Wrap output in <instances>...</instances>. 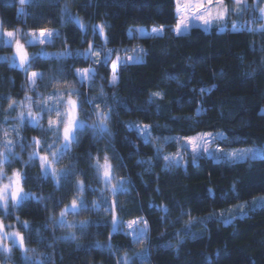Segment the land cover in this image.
I'll return each instance as SVG.
<instances>
[{
    "label": "trees",
    "instance_id": "1",
    "mask_svg": "<svg viewBox=\"0 0 264 264\" xmlns=\"http://www.w3.org/2000/svg\"><path fill=\"white\" fill-rule=\"evenodd\" d=\"M248 2L251 9L253 0ZM66 3L68 14L78 16L88 28L87 42L76 24L62 22L65 19L62 10ZM172 4L173 0H28L20 5L19 0H0V23L4 25L2 31H14L21 37L40 29L62 34L59 38H53V44L27 46L30 57L41 52L53 54L50 57H38L39 62L34 63L28 72L29 76L31 72L43 73L42 84L37 81L40 85L37 88L39 93L47 95L55 91L64 92L69 90V86H75L76 91L84 93L79 98L81 100H99L101 106L104 101L112 104L113 97L120 101L119 124L116 117L109 124L115 134L114 142L110 144L106 137L98 144H93L92 133L86 131L79 148H73L71 156L63 159L57 165V170L74 166L77 171L88 174L87 184L102 189L103 185L93 178V169L89 167L85 153L91 151L95 157L98 148L101 150L99 155L103 157L104 149H109L107 155L111 159L114 149L126 164V167H119L118 160H111L113 167L118 168L114 173L116 179L131 178L134 184L130 196H120V207L124 210L120 214L121 218L127 221L143 217L151 226L149 238L139 244L132 243L131 246V235L112 233L114 238L110 243L115 255L110 256L107 252L91 247L97 243H109L110 229L106 226L102 225L99 229L92 227L81 237L76 228L61 229L50 220V217L59 220V213L65 205L70 204L74 192L56 191L52 183L38 185L30 181L24 186L25 192L44 197V203L37 206L35 201H29L27 207L5 221V224L17 229L20 224L14 217L18 216L21 222L29 223L33 231L25 232L24 235L26 241L31 236L32 242L26 246L36 249L30 255L39 259L50 257L51 264H116L117 257L123 256L125 252L134 258L136 253L144 252L150 264H208L206 256L212 258V264H264V207L256 206L249 211L251 206L248 205L243 217L233 215L230 211L236 205L246 202L250 204L264 196V163L260 162L264 156L255 163L241 162L237 165L218 164L212 159L201 158L196 167L191 166V160L186 156V171L173 169L165 173L162 160L151 171H145L144 166H137L138 159L151 158L157 146L163 148L164 154L177 152L178 146L164 147L155 142L152 147L143 146L135 129L123 127L129 122L159 125V129L153 132L154 136L183 137L186 134L212 131L223 132L230 140L233 136L245 138L243 141L232 140L226 143L230 149L264 145V34L246 30L233 32L232 23L228 22L227 32L195 27L187 37H177L172 31H166L162 38L140 37L136 27H174ZM258 15V12L250 10L244 15L232 16L230 20L237 25H244L245 29L259 28L261 24L256 20ZM104 24L110 26L105 28L109 42L102 49L103 37L98 36L94 40L91 29ZM129 30H132L131 35ZM5 42V36L0 35V97L23 101L26 94H34L22 90V86H27L25 73L11 62L14 48ZM93 42L95 50H115L122 57L131 56L137 48H143L147 55L142 63L128 62V66L120 70V83L112 88L107 83L111 78L110 64L107 68L101 67L85 61L83 57L58 61L54 55L65 50L73 54L77 51L85 52L89 43ZM10 64L13 66L10 67ZM93 67L98 69L95 83L91 87L87 83L83 87L78 85L77 78L71 73L76 69ZM61 70H66L68 75L60 77ZM170 76L177 79H170ZM53 77L64 82L53 84ZM212 85L216 87L210 95L200 94L201 88H212ZM101 88L104 90L103 95ZM155 92L161 93L163 97L156 98L159 111L156 105L150 106L147 103L149 96ZM176 100L182 103L177 105ZM198 106H202L206 112L199 116L198 122H194ZM8 107L7 100H0V122L8 117L12 121L8 127H18L14 120L17 113L9 115ZM84 112L92 116L86 123H94L92 108L85 104ZM188 117L194 118L193 121L186 119ZM80 119L85 120V116L81 115ZM190 124L194 131L189 128ZM44 126L47 127L46 121ZM39 135L35 130L21 132L26 144ZM9 138H14L11 133ZM0 139H3L2 125ZM42 139L45 143H51L54 137L48 133ZM129 141L139 146V157L130 155L133 150ZM15 151L21 160L5 169L7 175L11 176L13 171L19 170L31 178L39 177L42 170L38 164L25 166L32 148L21 152L17 147ZM233 185L240 198L230 196L223 199V194L229 193ZM209 189L215 194L213 197H209ZM105 195L111 198L110 193L105 192ZM49 196L51 199H47ZM98 198V195H87V203L91 205ZM57 201H60L59 207L56 206ZM45 205L47 210H44ZM163 207L169 208V212L162 222L165 214L159 209ZM243 208L246 211L245 206ZM181 212L190 215L181 216ZM213 214L216 218L208 220ZM66 220L79 224L81 221H110L111 217L85 212L80 215L69 214ZM190 222L194 225L191 231L195 238L184 237L183 243H180L175 233L183 232ZM37 229L40 230L39 236L36 235ZM73 232L81 238L65 242L63 238ZM36 240H40V243ZM166 244L178 245V253L174 248L163 247ZM77 245L81 246L79 250ZM0 264H23L20 252H13L9 261L0 256ZM140 264H146L145 259L140 258Z\"/></svg>",
    "mask_w": 264,
    "mask_h": 264
},
{
    "label": "snow or ice",
    "instance_id": "2",
    "mask_svg": "<svg viewBox=\"0 0 264 264\" xmlns=\"http://www.w3.org/2000/svg\"><path fill=\"white\" fill-rule=\"evenodd\" d=\"M28 0H19L20 5H24ZM229 4L231 7H229ZM172 6L174 7V27L171 29H165L163 25L159 28L153 26L150 33L144 29H137L141 35H151L153 38H162L166 31H172L177 37H187L190 35L193 24L200 22L199 26L204 30H209L212 27L213 21H224L225 27L223 32L229 31L227 23H232L231 31L244 32L245 30L250 33L260 32L264 34V0H253V6L250 9L248 0H173ZM68 5L65 4L62 14L65 19L62 22H72L78 26V30L84 34L85 42H87L86 33L88 28L78 18L67 12ZM258 12L259 15L256 20L260 22L259 28H247L244 25H237L232 22L230 18L235 15H244L248 11ZM107 24L100 26H93L92 33L94 40L96 37H103L102 49L105 48L109 42L108 37L105 35V28H109ZM4 28L3 23H0V35L9 37L11 40L16 39V33L14 31H2ZM129 34H132V30H129ZM32 39L28 41L31 45H44L53 44V38H59L62 34L59 32H53L47 29H40L39 36L35 31L27 33ZM16 55L19 58L18 67L21 68L26 76V87L22 86V90L26 93L32 92L34 95H25L23 101H16L11 97H0V100L8 101V112L17 113L14 117L18 127L9 128L8 125L12 123L8 117L5 118L2 125L3 139H0V256L4 257L5 261H9L13 252L19 251L23 264H51V258L39 259L30 255L34 254L36 249H29L26 244L32 242L31 236L26 241L25 232L31 233L33 229L30 227L27 221L21 222L19 217H14L16 222L20 224V228L17 229L12 225L5 224V221L13 218L14 213L22 211L24 207L28 206L29 201H35L39 206L45 201L44 197L34 196L30 192H25L24 186L30 181L42 185L45 182L52 183L54 190L61 192H74L73 199L70 204L65 205L64 209L59 213V220L54 217H50L54 225L58 228L73 229L76 228L81 237L87 234V230L95 227L99 229L102 225L110 229L109 231V243L107 245H101L97 243L94 246L100 249L102 252L109 253L110 256L115 255L113 246L110 241L114 238L112 233H123L125 236H132V243L139 244L149 238L151 232V226L149 222L143 217H137L135 219L127 220L121 218L123 209L120 207V196H130L131 191L134 190V184L131 178L125 180L123 178L117 180L114 173L118 171V168H114L111 160H118L119 167H126L122 157H118L113 149V155L110 157L107 155L109 149H104V155H99L100 149H96L97 155L92 156L91 151L85 153V157L89 167L93 169V178L101 185L102 189L94 188L87 184L89 179L87 173L77 171L75 167L57 170V165L65 158L71 156L73 148H79L81 144V138L86 131L92 133L93 144H98L101 139L108 138L110 144L114 142V133L109 128V124L112 123L113 117H116L117 124H119L120 116V101H117L113 97V103L109 104L107 101L103 102L92 99H79L84 96L83 92L76 91L75 86H69V90L60 92L55 91L50 94H41L37 91L39 80L42 84L44 76L43 73L28 72L34 63L39 62L40 56H51L47 52L37 53L33 57H29L24 49V45L16 41ZM58 61L67 60L69 58L75 60L77 57H83L85 61H91L94 65L107 68L111 66V78L107 81L109 87H116L120 83V70L128 66V61L134 63H142L144 56L147 55L143 48L139 49V53L135 56L125 55L124 57L115 50H95L94 42L89 43V47L85 52L72 53L70 50H65L62 53L54 54ZM115 56V59L111 57ZM96 57V59H92ZM102 57V59H101ZM12 67L13 65H9ZM77 78V84L83 87L86 83L91 87L97 78L98 69L85 68L83 70L76 69L71 73ZM68 72L61 70L60 77H66ZM103 79V77H100ZM170 79L176 80L175 76H170ZM62 79L53 77L52 83H63ZM51 86V84L49 85ZM216 85H212V88H201V95H210L215 89ZM104 94L103 88H101V95ZM75 97V98H74ZM156 98L162 99V95L159 92L152 93L148 99V105H156L157 110H160L159 105L156 104ZM181 100H176V104L180 105ZM203 102H201L202 104ZM87 104L92 108L95 115V122L87 124L86 120L92 119V116L84 112V105ZM17 109H20L17 112ZM196 117L194 122H198L199 116L206 112L202 106H198L195 109ZM85 116V120H81L80 116ZM193 121L194 118H186ZM45 121L47 127L45 128ZM30 126V127H26ZM125 129H135V134L141 140L143 146L152 147L153 142L156 145H162L164 147L170 145L178 146V151L172 154H164L163 148L157 146L153 149V156L147 160L138 159L137 166H144L145 171H151L154 167L160 164L162 160L164 162L163 171L168 173L173 169L187 170L188 164L186 162V156L191 160V166H198L199 160L212 159L218 164L237 165L241 162L255 163L257 159L264 152V145H259L254 148L231 150L225 152L221 145L222 143H230L232 140L243 141L245 138L240 136H233L231 140L223 132L214 133L212 131L200 132L196 135H184L183 137H172L163 135H153V132L159 129V125L150 124H132L131 122L124 124ZM167 127V125H165ZM189 128L192 129L191 124ZM35 130L40 135L34 136L30 143H25L24 137L21 136L22 131ZM14 138H9V135ZM51 133L54 139L51 143H45L42 139L43 136ZM130 148L133 150L130 155L134 154L137 157L141 155L140 148L131 141L128 142ZM212 145H217L213 148ZM19 148L23 152L26 148H32L29 153V160L25 166L31 164L41 168V174L37 178H31L26 172L19 170L13 171L11 176L7 175L6 168H11L13 163H20L21 156L15 151ZM102 161V162H101ZM264 163V160L260 161ZM142 175V174H138ZM75 179V183L73 180ZM159 178H157L158 180ZM5 181H7L5 183ZM115 181V182H114ZM143 183V181H141ZM159 192V188L156 189ZM105 192L111 194V198L105 195ZM209 197H213L215 194L211 189L208 190ZM87 195H98V199L94 200L91 205L87 203ZM230 196H234L236 199L240 198V194L237 191L235 185H233L229 193H224L222 198L228 199ZM47 199H51L49 196ZM259 204L264 207V198L259 201H254L253 205L249 207V211L255 208ZM60 201L56 202V206L59 207ZM159 207V206H157ZM44 210H47L46 205ZM164 213L163 220H166L169 208L163 207L159 209ZM85 212H92L94 214H107L111 217L110 221H81L79 224H73L66 220L69 214L80 215ZM243 214V213H241ZM190 215V213L181 212V216ZM223 217V213L220 214ZM215 214L210 215L207 219H215ZM234 218V217H233ZM205 223V221H201ZM142 225V226H141ZM194 225L191 222L185 226L183 232H176L175 237L180 243H183V238L189 239L195 238V234L191 231ZM47 228V225H44ZM36 235H40V230H36ZM71 233L69 236L63 238L65 242L76 241L80 239ZM9 242L11 246H9ZM40 243V240H36ZM80 245H77L78 250ZM124 247V246H121ZM165 248H174L177 253L179 251L178 245L166 244ZM146 252L149 250H145ZM219 253H217L218 255ZM134 258L129 256L127 252L123 256L117 257L116 264H140V258L145 259L146 264H150V261L145 257V253H136ZM208 264H212L211 257H205Z\"/></svg>",
    "mask_w": 264,
    "mask_h": 264
},
{
    "label": "rangeland",
    "instance_id": "3",
    "mask_svg": "<svg viewBox=\"0 0 264 264\" xmlns=\"http://www.w3.org/2000/svg\"><path fill=\"white\" fill-rule=\"evenodd\" d=\"M199 24H200V22H196V23H194L193 24V27L192 28H195V27H197V28H201V29H203L202 27H200L199 26ZM225 27V22L224 21H213V24H212V27L209 29V30H207V31H210L211 29H216V30H218L219 32H223L222 31V29ZM137 29H144V30H147L149 33H150V30L151 29H149V28H144V27H136ZM157 28H159V27H157ZM136 29V30H137ZM53 32H55V31H53ZM139 35H140V37H152L151 35H141V33L139 32V31H136ZM36 34H37V36H39V31L38 32H36ZM30 39H32V37L31 36H29V35H26V36H23V37H21V36H18V35H16V39L15 40H11L9 37H7V36H5V43H6V45H11V46H13V48H14V54L12 55V59H11V62H13V64H15L16 66H18L19 65V58H18V56L16 55V41L18 40L19 41V43H21L22 45H24V49H25V51L27 52V46L28 45H31V44H29L28 43V41L30 40ZM45 45H47V43L46 44H44V45H39V46H45ZM139 53V50H138V48L137 49H135V51H133V54L131 55V56H135V55H137ZM27 54H28V52H27ZM28 56L30 57V55L28 54ZM93 60L94 59H96V57H93L92 58ZM111 59H115V56H113V57H111ZM128 62H132V61H128ZM81 70H83V69H81ZM31 75V74H30ZM220 147H222L223 148V150L225 151V152H227V151H231V150H242V149H249V148H241V149H230V148H228L227 146H226V143H222L221 145H219ZM212 147L213 148H215V147H217V145H212ZM250 148H253V147H250ZM264 156V152H262V155L259 157V158H262ZM258 158V159H259ZM262 198H264V196H262L261 198H258V199H256V201H259V200H261ZM254 201L255 200H253L250 204H248L249 202H246V203H242L241 205H236L234 208H232L230 211H232V214L233 215H237V216H239V217H243V216H245L246 214L245 213H247V208H248V205H250V206H252V204L254 203ZM245 206V209H246V211L244 210V207ZM257 206H260L259 204H257ZM241 213H243V214H241ZM236 216V217H237ZM232 220V219H231ZM230 219L228 220V221H231ZM142 226V225H141Z\"/></svg>",
    "mask_w": 264,
    "mask_h": 264
}]
</instances>
